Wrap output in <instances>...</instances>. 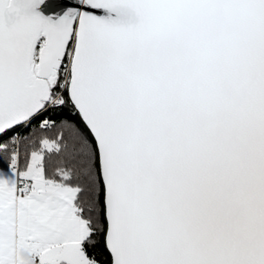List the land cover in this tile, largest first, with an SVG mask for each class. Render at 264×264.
<instances>
[{"label":"snow or ice","instance_id":"obj_1","mask_svg":"<svg viewBox=\"0 0 264 264\" xmlns=\"http://www.w3.org/2000/svg\"><path fill=\"white\" fill-rule=\"evenodd\" d=\"M0 264H264V0H0Z\"/></svg>","mask_w":264,"mask_h":264}]
</instances>
